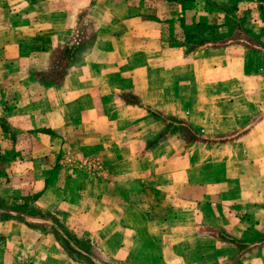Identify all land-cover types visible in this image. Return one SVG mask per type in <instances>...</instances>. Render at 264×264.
Returning <instances> with one entry per match:
<instances>
[{"label":"crops","instance_id":"0c3cea01","mask_svg":"<svg viewBox=\"0 0 264 264\" xmlns=\"http://www.w3.org/2000/svg\"><path fill=\"white\" fill-rule=\"evenodd\" d=\"M146 2L0 0V118L22 130L59 131L66 121L81 119L118 130L109 132V163L103 177L94 175L77 194L57 198L74 190L76 174H63L51 185L49 176H43L42 184L45 178L49 184L40 189L37 204L43 209L61 206L67 226L95 241L108 257L123 259L130 255L133 240L105 242L123 231L119 215L105 202L113 194V183L128 182L133 189L128 186L125 196L119 190L117 194L120 199H135V249L140 247L138 233L160 234L174 224L181 232H212L198 235L194 243L203 254L181 257V263L231 259L233 255L222 257L217 251V245L227 243L213 234L225 231L244 241L260 240L258 258L246 256L243 263L264 264V144H256L250 135L264 133V48L242 44V72L250 74L232 78L236 86L231 90L237 94L225 102V97L214 95V88L224 79L220 72L226 65L216 54L204 57V49L185 60L180 46L162 44L159 24L148 16ZM261 15L264 20V11ZM226 37L227 42L240 40ZM253 58L262 62L253 67ZM54 73H59L57 78ZM205 75H210V85L205 84ZM7 104L15 107L4 110ZM156 109L170 116L182 114L186 127L172 128L148 142L142 131L157 123ZM132 126L135 140L128 132ZM184 131H200L201 136L187 138ZM235 131L248 133L214 141ZM98 133L101 141L108 135ZM37 136L34 147L46 153L59 148L54 136L42 132ZM125 142H131L127 154ZM55 158L56 153H49L45 167L51 169ZM4 181L9 183L6 175ZM188 201L192 209L185 208ZM108 228L111 232L103 236ZM40 231L19 223L0 225V232L19 248L26 247L29 235L38 239ZM3 248L0 264H12L14 252ZM50 255L39 258L40 264L73 263L58 249Z\"/></svg>","mask_w":264,"mask_h":264},{"label":"rangeland","instance_id":"374dc122","mask_svg":"<svg viewBox=\"0 0 264 264\" xmlns=\"http://www.w3.org/2000/svg\"><path fill=\"white\" fill-rule=\"evenodd\" d=\"M146 1L148 16L159 24L162 44L180 46L185 53V60L192 58L197 50L204 49V57L211 53L216 54L220 58V64L226 65L227 68L220 72L224 79H221L219 87L214 88L217 90L214 95L218 98L225 97V102L232 94L236 95L237 91L231 90L233 86H236L231 83L233 82L232 78L238 80L239 76L248 77L250 74L242 72L244 59L242 44H261L264 48V26H259L262 22L264 23L261 15V12L264 11V0H167L169 3H166V0ZM182 12L183 14L180 15ZM198 23L204 26H199ZM191 33L195 37L187 36ZM239 34L241 35L239 36ZM244 34H247L248 37L242 36ZM228 35H233L230 39L239 38L240 40L227 42L226 36ZM207 47H215V50L209 51ZM251 62L253 67H256L262 61L253 58ZM59 73H54L55 78ZM256 73L253 72V75ZM209 80H211L210 75L208 77L205 75V84L210 85ZM14 107L15 105L7 104L4 106V110ZM226 107L227 105L224 104V108ZM182 117V114L165 115L156 109L154 120L157 123L153 124V129L142 131L145 134V139L148 142H155L172 132L170 131L172 128L177 130L181 127L185 128ZM61 126L63 130L59 131H53L46 127L22 130L4 118H0V225L5 222L19 223L41 230L38 239L29 235L26 247L22 246L21 248L18 247L17 242H12L6 234L3 235L0 232V248L4 246L3 249L15 254V261L12 264H40L39 258L52 256L50 254L55 255L57 249L61 255L73 261L71 264H186L180 262L181 257L188 258L203 254L194 247V243L199 241L198 235H212V232L202 234L192 230L181 232L176 229L174 224L168 226L169 230H162L160 234L138 233L140 247L135 249V199H120L117 194L119 190L125 196L128 186L133 189L128 182L113 183V189H111L113 194L105 202L107 207L109 206L113 212L119 215L123 231L121 235L115 233V237L109 235L104 238L105 242L109 240V245L122 244L123 241L126 243L127 238H132L133 247H130L131 253L127 258L114 260L108 257L102 253L95 241L67 226L62 218L61 206L56 209L40 208L37 204V199L42 192L40 189L46 188L49 184L46 178V183L42 184L43 176H49L51 185L53 180L61 179L63 174H76L74 175L76 178V184L73 185L74 190L69 193L61 192L57 194V198L77 194L83 184L94 175L103 177L102 175L106 173V165L109 163V132L118 131L105 126L103 122H96L94 119L88 121L86 119L70 120ZM130 128L128 130L131 134L130 137L135 140L137 132L135 126ZM143 129H148V127ZM99 131H102L103 135L108 131V135L103 137V141L99 138ZM38 132L57 138L60 143L59 148L49 149L46 153L43 148L34 147V143L39 139ZM241 132L248 133V131H235L227 135L223 134L214 141L227 140ZM184 134L187 138H191L195 134L201 136L200 131L196 133L184 131ZM250 135L256 144H264L262 131L259 133L251 131ZM41 141L40 143H42ZM129 144L131 142L123 144V154L129 153L126 151ZM53 152L56 153V158L49 169V167H45L47 164L45 158ZM41 166H44L43 171H41ZM111 170L115 169L111 168ZM5 175L9 179L8 184H5ZM112 176L114 175L112 174ZM192 204L191 201H188L185 208L192 209ZM187 226L193 227L192 225ZM111 229H106L102 235L110 233ZM213 234L218 237V241L224 240L227 243L224 244L225 246L217 245V251L222 257H225L226 254L233 255L231 259L219 260L218 264L229 262L232 264L235 261L244 264L243 259L246 256L252 259L258 258L260 240L244 241L225 231ZM236 242L240 246H237ZM204 254L206 253L204 252ZM0 258L2 259L1 254ZM251 264L259 263L252 260Z\"/></svg>","mask_w":264,"mask_h":264},{"label":"trees","instance_id":"16d2710c","mask_svg":"<svg viewBox=\"0 0 264 264\" xmlns=\"http://www.w3.org/2000/svg\"><path fill=\"white\" fill-rule=\"evenodd\" d=\"M181 25H182V24H181ZM197 25H199V26H200V25H201V26H204L203 24H199V23H198ZM187 36H188V37H195L192 33H191V34H188ZM201 41H202V40H201Z\"/></svg>","mask_w":264,"mask_h":264}]
</instances>
